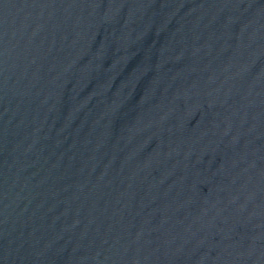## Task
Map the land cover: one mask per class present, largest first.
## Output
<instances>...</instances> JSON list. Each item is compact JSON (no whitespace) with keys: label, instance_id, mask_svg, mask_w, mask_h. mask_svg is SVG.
I'll list each match as a JSON object with an SVG mask.
<instances>
[{"label":"water","instance_id":"1","mask_svg":"<svg viewBox=\"0 0 264 264\" xmlns=\"http://www.w3.org/2000/svg\"><path fill=\"white\" fill-rule=\"evenodd\" d=\"M0 264H264V0H0Z\"/></svg>","mask_w":264,"mask_h":264}]
</instances>
